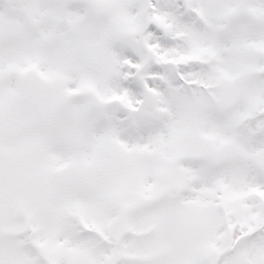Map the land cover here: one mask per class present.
<instances>
[{"label": "snow or ice", "instance_id": "snow-or-ice-1", "mask_svg": "<svg viewBox=\"0 0 264 264\" xmlns=\"http://www.w3.org/2000/svg\"><path fill=\"white\" fill-rule=\"evenodd\" d=\"M0 264H264V0H0Z\"/></svg>", "mask_w": 264, "mask_h": 264}]
</instances>
